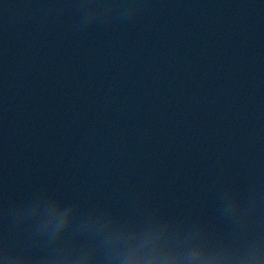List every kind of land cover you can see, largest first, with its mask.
I'll return each instance as SVG.
<instances>
[{
	"label": "water",
	"instance_id": "95a60500",
	"mask_svg": "<svg viewBox=\"0 0 264 264\" xmlns=\"http://www.w3.org/2000/svg\"><path fill=\"white\" fill-rule=\"evenodd\" d=\"M0 264H264V0H0Z\"/></svg>",
	"mask_w": 264,
	"mask_h": 264
}]
</instances>
